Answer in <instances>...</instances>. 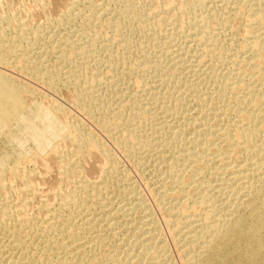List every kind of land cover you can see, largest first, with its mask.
Returning <instances> with one entry per match:
<instances>
[{"label":"bare ground","instance_id":"obj_1","mask_svg":"<svg viewBox=\"0 0 264 264\" xmlns=\"http://www.w3.org/2000/svg\"><path fill=\"white\" fill-rule=\"evenodd\" d=\"M120 1H121V6H122V4L126 5L125 3H129L128 1H125V0H120ZM74 2L72 1L71 3L74 4ZM196 2L197 1H193V4L194 3L195 4H197V3L201 4V1H199L197 3ZM246 2H247L246 6L249 7L248 13H250L249 17H250V21H251L250 23H248L249 24L248 25L249 29L247 28L248 31H246V34L244 32V34L246 36L245 35L243 36V34H242V36L246 37V39L245 40L243 39L244 40L243 43L239 42L240 44H242V46L240 47L241 49L239 47L237 48L236 46L238 44H236L235 48L238 49V52H236V54H234L235 52L234 53L232 52L233 54L231 56L230 54L227 53L228 56H230V59H229L230 61L228 60L229 61L228 65L229 64H231V65L229 67H226L225 74L223 73L224 75L221 74L223 76L222 79H224L225 75L229 76L228 81H226V83H227V86H229L230 89L232 90L231 94L233 96L231 97V100L225 102L221 106L219 104H216L217 103L216 100L224 95L223 91L221 92L222 94L221 93H218L215 95L213 94L214 96L209 97V95H212V91L214 89L212 91L210 89V91H211V93H210L209 91H207L209 89V87L208 88L206 87L207 88L206 89L205 87H202L201 85H199L200 87L206 89V91H207L206 93H208V94L210 93V94L209 95L206 94V96H201V95H203V93H201V92L202 91L205 92V90H203L199 87L202 90L199 95L201 96V98L203 97V99L200 98L199 100H197V102L195 101V103L193 101L194 105L192 104L193 106H195L194 108H197V110L194 109L195 111H193V109H192L193 112H191V111L189 112L190 109H186L189 107L188 106L186 108L184 107L185 110H183L184 109L183 108L180 111V108H177L175 106L176 104H178V107H179L178 102L181 101V100H179L174 105L175 109L176 110L179 109V111L178 110L177 111L180 113L183 110L184 113L182 112L183 113V114L181 113L182 115L178 114L175 117L172 116V117L176 118L178 121V122L175 121L176 124L173 125L175 127L174 129H176V130H174L176 134H174L173 138H176V140H178L177 141L178 146L176 149L173 148V150H170L171 149L170 146L172 145L170 142H172L173 140L171 138H168L164 134L168 139H170V140H167L168 144L169 143L171 144L170 146H168V145H166L167 142L160 138V136H161L160 134H163V133L159 132L160 134H157L159 129L162 130V128L164 126L163 123L166 120L165 119L164 121H162L163 119L161 118V122H163V123L159 125L160 128L159 127L157 128V126H155L156 125L155 123L160 120V119L158 120V118H160L161 115H163V114H161L162 112L160 113V115H156V116H158V118H157V120L156 119L153 120V121L156 120L155 123H152V124H155L154 125L155 127L152 125V127H153L152 130L154 129L153 133H156V134L152 135L153 133L151 134V132H150L151 128L149 130V132H150L149 137L152 135L150 137L151 139L153 138L152 140L150 138H149L150 140L149 139L147 140L148 137L146 139H143L142 134L139 133V132H141V129H143L144 124H145V122L143 123V121H141V119L143 118V116H145V118L147 117L146 114L148 112L150 113V111H148V110H150L151 108L147 107V101H145L146 103L142 102L143 98H141L142 99L141 100V99H139V97L137 95H136L137 96V98H136L132 94V97L130 96V99H129L130 101H129V100L124 98L126 95L124 96L123 94H118V91H116L115 89H111L109 91V93L113 94V96L115 97V100L118 101L115 104L116 107L112 109L113 105L110 104L112 106L111 107L109 105V103L104 102V106L101 105L102 108H101L100 115L98 114L99 117L98 118L95 117L96 116L94 114L95 110L93 108V107H97V105H95L96 104L95 101L96 102L99 101V103H100V99L102 98L101 96H104V93H103V95H101L102 94L101 90H105V93H106V90L110 86L106 85V89L104 87V89L99 90L101 92V94H99V92L96 89H98V88L100 89L101 87H103V85L101 87H100V85H98L101 82V80H103V79L101 78V80H100V78H98V75H97L96 70H95L96 68L95 69L90 68L88 65H89L90 61L92 62V60H93L92 63H94V61H95V63H98V64L101 62H104V63L108 64V69H109V67H113V66L117 67V64H119L120 62L123 63L122 59L124 58L123 55L125 53L123 55L121 53L124 50H127V49L129 50L128 47H130L129 46L130 41L127 40V38L129 36H127L126 32L120 31V29H122V28H125V30H126V28H127L126 25L129 24V23L124 24L125 19H127L125 17L126 15L123 16L125 18H119V20H118V18H116L117 21L114 18L115 21L113 20L114 21L113 23L112 22L109 23L108 21H110V20L107 19L108 21H106V22H108L109 24L106 25L104 32L100 31V29L98 31L91 29L89 23H87V24H89L90 30H88L86 28V27H88L87 24H86V26L83 25L86 28V30H88V31L84 30L83 27L78 28L77 30H74V32H71V30L70 31L68 30L67 35L62 36V40L60 42V45H59V42H57L59 45L58 46L59 50L57 49L58 47L56 46L57 47L56 49L58 51H60V49H61V53H59V55L56 58L58 59L59 62H61V63L63 62V66L59 67V68H57V66H56L55 69H54V67H51V69H53V70H47V69H49V67L46 70H44V68H43V71L40 69V66H39L40 61H38L39 63L36 64L39 68H37L36 65H35V69L29 68V66L27 64H29L28 63L29 58H32V57H30L31 54L29 55L25 52L22 53L23 52V51L21 52L22 49L21 50L18 49V46H20L19 44L21 43V42L19 43V41H22L21 39H24L23 38L24 36L21 35V33L19 34L17 32L19 31L20 28H23L25 26L22 25V27H20L17 30V32L14 31L17 34L12 35L11 34L12 32L9 33V27L7 28L6 25L9 22H11V24H14L17 20L13 21L14 22L13 23L11 21L12 20L11 18H10V20H8L7 18L5 19V16H4V18H0V64H3V65H11L12 64L14 66L19 67L20 69L28 68L29 69L28 72L31 75L35 76V79L40 80V82L45 83L50 89L52 88V90L55 89L54 86L57 85L58 83L59 84L63 83V84H65L64 86L70 85L72 87V91H73V92H70L73 94V104L75 106H77L81 111H83V113H85L88 117H91V118H93V120H96L95 122L99 126V128L102 130V132L108 134L112 138V140L114 142L113 144H115L117 147H119L120 150H122L127 156H129L131 158L136 153H138L139 150L145 151V152L147 151L146 152L147 155L154 157V161H156V164H157V162L160 163L161 169L160 170L158 169V170H159V174L162 177H160L158 175V176H156V179L154 181L155 185H156L155 189H157L155 191H156V193L158 192L157 204L158 205L163 204L162 207L167 205L166 208L168 209V214L170 216L168 215L169 217L167 216L168 218H166L165 221L168 222V224L170 223L172 225L173 228L171 227L172 228L171 232L179 233V235H180V236L179 235L178 236H179V240L181 242V243L180 242L179 243L181 246V255L180 256L182 259V264H264V0H246ZM136 3H138V2H136ZM243 3H244V1H243ZM118 4H120V3H118ZM118 4H116V5H118ZM201 5L196 6L194 8H190V6L188 5L189 9H191V11L189 9H187L189 11V16H188L189 22H192L195 20L194 19L195 12L198 10V8H200ZM71 6H69V8ZM141 7L142 6H140V8ZM235 7H236V5H235ZM247 7H245V8L247 9ZM71 8L73 9L74 6ZM130 8H131V6H130ZM238 8L243 9L241 7H238ZM118 9L119 8H117V10ZM200 9H202V8H200ZM117 10L115 12H117ZM147 10H149V9H147ZM235 10L237 11V9H235ZM128 11H126V12L128 13ZM72 12L68 11L67 13H64L61 17H59L58 19H51L50 18L49 21H46V23H44V31H45V29L48 30V28L49 29H52V28L56 29V28H60L61 26L63 27V25H65V20H67V17L72 18V16H73ZM144 12H146V9ZM144 12L142 9H136V11L131 12V15L128 16V18H129L128 20H130V24H131V21L139 20V18L144 17L147 19V22L145 24L141 23V25H143V26H142V28H140V30H143L145 33L143 35V39H145L147 37L146 38L147 40H151V39L154 40L158 37H161V35H159V34L164 33V32L159 33V31L156 29V26H155L156 24L154 25V23L148 21V18H149L148 14H145ZM234 12H232V13H234ZM238 12H240V11H238ZM121 13L123 14V11ZM86 14H89V13H86ZM144 14L147 16H145ZM184 14H186V13H184ZM154 15H156V14H154ZM213 15H216V14L214 13ZM69 16H71V17H69ZM113 16H116V15H113ZM150 16H152L151 13H150ZM199 16L200 15H198V17ZM169 17H170V15H169ZM169 17H167V18H169ZM171 17L169 19L173 18V17L172 18ZM229 17H231V16H229ZM74 18H75V16L72 19H74ZM78 18H80V17H78ZM186 18L187 17L184 16V20ZM215 18H216V16H215ZM217 18H220V17H217ZM248 18L245 17V19H248ZM158 19H157V21H158ZM221 19H223V18H221ZM83 20H84V18H83ZM237 20H238V18H237ZM69 21L71 23V20H69ZM168 21H170L169 26L173 25V23L175 22V21H173V23H172L171 20H168ZM168 21H165V22L168 23ZM197 21H200V19ZM189 22L187 24H185V26L188 24H191ZM102 23H103V21H102ZM159 23H160V25L163 24L164 19H161L159 21ZM170 23H172V24L170 25ZM180 23H182V22H180ZM198 23H200V22H198ZM15 24H14V26H15ZM94 24L95 23H93V25ZM135 24H137V23H135ZM182 24H184V23H182ZM201 24H202V22H201ZM217 24H219V22ZM244 24H246V23H244ZM79 25H80V23H79ZM129 25H127V26H129ZM131 25L129 27H131ZM178 25H181V24L178 23ZM178 25H176V26H178ZM220 25H221V23H220ZM222 25H223V23H222ZM225 25L226 24H224L223 26L225 27ZM228 25H226V27ZM100 26H102V25H100ZM161 26H160V29H161ZM164 26H168V24L166 25V23H165ZM181 27H184V26L181 25L180 28ZM224 27H222V28H224ZM187 28H188V26H187ZM193 28H195V27H193ZM193 28L191 27V29H193ZM23 29H25V28H23ZM40 29H42V26L40 27ZM114 30L124 33V35L122 33H120V36L122 34V38L126 37V39H123V41H122L123 43L121 42V45H118V43H117L118 41H116V43H117L116 46H120L121 49H119V47L118 48L113 47L114 46L113 44L115 42L113 41L114 43L111 44L112 42H110V41H112V39L110 38V36L107 35L110 33L109 31H114ZM201 30H202V28H201ZM21 31H22V33L24 32L23 30H20V32ZM135 31H137V30H135ZM200 31H199V33H200ZM146 32H148V33H146ZM205 32L206 31H204L203 33H205ZM40 33H41L40 30H37V31L33 32L34 37L33 36L32 37L35 38V40H37L40 38V36L42 34V33L41 34ZM131 33H129V34H131ZM207 33H209V32H206L205 34H207ZM24 34H26V33H24ZM44 34L45 33H43V36H44ZM185 34L187 35V33H185ZM134 35H136V34H133V36ZM207 35H205L203 37L200 35L201 36L200 39L199 40L197 39V40L200 43H205L207 41V38H204V37H208ZM164 36H165V34H164ZM198 36H199V34H198ZM209 36H210V34H209ZM30 37H31V35H30ZM48 37H49V34H48ZM130 37H131V35H130ZM114 38H116V37H114ZM116 39H118V38H116ZM212 39H214V38H212ZM39 40H41V39H39ZM158 40L160 42H162L161 41L162 39L161 40L158 39ZM190 40H192V39H190ZM214 40H216V39H214ZM238 40H240V39H238ZM232 42H233V40H232ZM138 43H139V45H137V48L139 50H141V48H142V47H140L141 43L139 41H138ZM153 43L151 45L154 46L155 43L154 44ZM164 43L166 44V42H164ZM210 43H212V41ZM210 43H208V45ZM226 43H227V41H226ZM62 44L65 46L64 49L65 50L67 49V51L64 53H63ZM134 44H136V43H134ZM159 44L161 47V43H159ZM22 45L23 44H21V46ZM28 46H30V45H28ZM149 46H150V44H149ZM232 46L233 45H231L230 47H232ZM131 47H133V46H131ZM230 47L227 46L228 49ZM25 48H27V47H25ZM144 48L145 49L142 48L143 51H149V52L152 51L153 52V50H154V49L149 50L151 48H148L146 50L147 46ZM157 48L158 47H155V49H157ZM131 49L133 50V48H131ZM163 49H164V47H163ZM211 49H213V48H211ZM219 49L221 50V48H219ZM225 49H226V47H225ZM231 49L232 48H230V50ZM234 49H232V50H234ZM132 50H131V52H132ZM178 50H180V51L179 52L177 51V55H175L177 63L175 61L174 62L172 61L173 63H175V64H173L174 67H172L174 69V71L175 70L180 71L181 68H179L178 64L183 63V60H182L183 59V57H182L183 51L181 49H178ZM120 51H122V52H120ZM158 51H159V49H158ZM208 51L204 52L205 54L202 55V58H199V59L197 58V65L200 63L202 64L204 62V60L206 61V63L212 62L211 65L215 63V62L213 63L212 53L210 55L208 53ZM20 52L22 54H20ZM141 52H142V50H141ZM141 52H140V54H141ZM215 52H217V51H215ZM219 52H221V51H219ZM224 52L222 51L221 55ZM227 52H229V51H227ZM103 53H105L106 55H104ZM136 53H137V51H136ZM189 53H191V52H189ZM213 53H214V51H213ZM140 54L139 55L137 54L140 57H137L136 59L134 58L135 61H134V59H132V61H134V63H132L131 59L128 60L125 57L128 62L131 61V64L129 65V67L127 65L123 64L124 66L128 67V68L125 67L127 69L126 74H129V75L133 74V73L136 74L135 69H139V68H135L136 66H139L140 68H142L141 69L142 71L149 69V67L151 66V65L149 66V62H148L149 61L148 59H150V57H148L149 53H148V55L142 54V57ZM154 54L156 55L157 52ZM103 55L106 56V58L104 57L105 59H103ZM131 55H133V54H131ZM219 55H220V53H219ZM219 55H217V56H219ZM128 56L130 57V55H128ZM203 56H204V59H203ZM214 56H216V55H214ZM158 57H159V55H158ZM221 57H223L222 63L225 64V62H227L228 58L224 57V55ZM160 58H161V60L163 59L162 57H160ZM160 58H159V60H160ZM219 58L218 59L215 58V60L216 59L219 60ZM225 58H227V59H225ZM126 59H125V61H126ZM152 59H153V57H152ZM155 59H158V58H155ZM54 60H56V59H54ZM152 61H154V64H155L156 60H152ZM169 61H170V59H169ZM52 62L53 61H51V63ZM128 62H124V63L127 64ZM159 62L157 60V63H159ZM32 63H34V62H32ZM55 63H53V64H55ZM42 64H41V67H42ZM101 64H103V63H101ZM154 64H152V65H154ZM205 64H203V65H205ZM223 64H221V65L223 66ZM47 65H46V67H47ZM57 65L59 66V63H57ZM160 65L163 66V64H160ZM52 66H55V65H52ZM97 66L98 65H96V67ZM121 66H122V64H121ZM168 66L171 67V65H168ZM209 66H210V64H209ZM209 66H208V68H210ZM63 67L66 68V70L64 72L61 71V68H63ZM97 69H98V67H97ZM113 69H115V68H113ZM156 69H161V68H156ZM173 69H172V71L169 69L170 74H171V72H173ZM122 70H123V68H122ZM164 70H166V69H164ZM119 71L121 72V70H119ZM28 72H25V73H28ZM164 72H162V75H159V76L163 77ZM203 72H204V70H203ZM87 74H89V75H87ZM116 75H117V73H116ZM116 75H115V77H116ZM171 75L174 76L173 73ZM176 75H178V73ZM191 75H193V74L191 73ZM216 75H215V77H216ZM218 75H220V73ZM121 76H123L124 80H125V78L129 79L128 76L127 77H125V75H121ZM164 76L166 77V75H164ZM117 77H119V76H117ZM117 77H116V79H117ZM139 77L140 78H137V80L139 79L137 82L142 84L141 87H145V88L148 87L150 89V87L148 85L150 82H148V84L146 82H145V84H143L145 79L143 80L141 75ZM174 77H176V76H174ZM210 77L208 74V78H206V80H205V81H207V83H208V79ZM230 77H231V79H230ZM123 78H122V80H123ZM130 78L132 79V77H130ZM212 78L214 79V77H212ZM218 78H219V76H218ZM168 79H167V82H168ZM173 79H175V78H173ZM222 79H220V80H222ZM82 80L87 81L88 87H86V88L82 87V85H81ZM104 80H105V78H104ZM135 80L136 79L134 77V81ZM157 80H158V78H157ZM161 80L162 81H160V82L164 81L163 78ZM107 81H108V79H107ZM107 81H106V83H107ZM165 81H166V79H165ZM183 81L184 80H182L181 82H183ZM117 82H118V80H117ZM155 82H156V80H155ZM158 82L159 81H157V83ZM170 82H171V80H170ZM222 83H220V84H222ZM140 84H138L137 86H139ZM162 84L166 85L165 83H162ZM178 84H181V83L178 82ZM212 84H214V83L212 82ZM114 85H115V83H114ZM150 85H153V84H150ZM170 85H169V87H170ZM172 85H174V84H172ZM188 85L189 86L193 85V82L191 84L188 83L187 85H185V87ZM194 85L192 88L195 89V91H196V88ZM160 86H162V85L160 84ZM177 86H179V85H177ZM196 86H197V84H196ZM214 86H215V84H214ZM214 86H212V88ZM167 88H168V84H167ZM192 88H190V89H192ZM163 89H165V88H163ZM218 89H221V88L219 87ZM166 90H168V89H165V91ZM25 91H28V88L25 87V85L22 82L16 80L15 77L12 78L10 75H8V74L6 75L0 69V97L2 96L5 99V101L10 100L11 102L14 101V103L15 102L18 103V102L23 100V99L21 100V97H22L21 95ZM183 91L186 92V89ZM199 91L200 90H198L196 93H199ZM152 92H154V91H152ZM169 92H170V89H169ZM169 92L166 94H169ZM187 92L189 93L190 91H187ZM187 92H186V94H187ZM191 92H192V90H191ZM213 92H216V91H213ZM229 92H231V91L229 90ZM109 93H108V95H109ZM170 93H172V92H170ZM72 94L71 95L69 94V95L72 96ZM147 94H145V95H147ZM158 94H159V92H158ZM181 94H183V93H181ZM153 95H150V96L153 97ZM207 95H208V97H207ZM113 96L111 97V99L113 98ZM155 96L157 97L158 95H155ZM155 96L153 97V100L151 99L152 102L148 101L150 104L154 103V102L156 103L159 99L164 97V96H162L160 98V96H159V99L154 101ZM184 96H185V94H184ZM192 96L193 95H191L190 100H194V99H192ZM229 96H231V95H228V97ZM148 97H149V95H148ZM181 97L179 95V98H181ZM193 97H195V95ZM205 97H207V99ZM225 97H227V96H225ZM126 98H127V96H126ZM186 98H188V97H186ZM222 98H221V100H222ZM102 100H103V98H102ZM148 100H150V99H148ZM165 100H168V96ZM209 100L212 102L209 103ZM175 101H177V99L174 100V103H175ZM183 101H186V99ZM183 101H181V102H183ZM168 102L171 103L173 101L171 100ZM92 103H95L94 104L95 106L93 105V107H91ZM113 103H114V101H113ZM157 103L159 104V102H157ZM183 104H185V103H183ZM164 105H167V104H164ZM98 106H100V105H98ZM170 106L171 105H169V108H170ZM149 107H151V106L149 105ZM167 107H168V105H167ZM190 108H192V107H190ZM95 109H100V108L98 107ZM154 110L155 109H153V111ZM162 110L164 111V107ZM166 110L168 111V109H166ZM62 111H63L62 103H59L58 101L57 102L54 101V104H51V107H49V110H48L51 120L56 123L57 121H56L54 116L57 115L58 113L60 114V112H62ZM171 111L169 112L170 115L173 114V113L171 114ZM152 112L150 114H152ZM155 113H156V111L154 112V115H152V116H155ZM157 113H158V111H157ZM156 116L153 118H156ZM162 117H164V116H162ZM165 117H167V116H165ZM174 118H172V119H174ZM180 119H181V121H180ZM147 120H149V119H147ZM151 121H152V119H151ZM166 121H168V120H166ZM147 122L150 123L149 121H147ZM66 123H67L66 125L68 126V130H69L68 134H70L69 140H72L75 144H77L81 148L89 147L92 150V152L98 153L99 157L103 158V159L100 158L101 161H103V163H101L102 167L100 168L101 172L99 171L100 173H102V174H99V175H101V177L98 175V177H100V179L96 178V180L97 179L99 180V181L97 180L96 182L94 180H93L94 182H92V180H91V182H89L88 180L87 181L85 180L82 183L80 181L81 184L76 182L75 185H77L76 186L78 188V189L76 188L77 190H75V188H74V191H72L70 193H64L63 195L60 196V198L58 197L60 200L56 201V202H59L58 206L55 203V205L57 206V209H55L56 211H55L53 217L50 218L51 216H49V218H47L48 220L49 219H51V220H49L47 222L44 221L45 226L42 229L38 228L37 231H33L31 229L33 231L31 233H33V234H34V232L37 233L35 235H33V234L30 235L29 233L26 234V232H24V228H25V226H27V225L24 226V223H27L28 220H27V222L26 221L24 222V221H21L20 218L18 219L16 217L18 219L17 220L14 217L16 213L15 214L10 213L12 210H10V211L8 210L9 206H4V205H8V204L2 205V202L0 201L1 202L0 203V234L2 235V237L0 239L1 240V242H0L1 243L0 253L3 255L2 262L5 264H164L165 258H166L165 254H164L165 245L161 244L162 243L161 241L163 239L161 240V238L159 237V234L157 233L158 232L157 223L155 222V220L152 217V214L150 212L151 210L149 211V210H146L145 208H143L144 203H142V201L144 202V199H142V201H141L140 197L136 196L137 193L133 192V188H132L133 186L130 187L128 185V186H122V188H120V187L118 188V185H120V184L118 183L119 181L117 179V174L115 172V171H117V170H115L117 167V163L115 162V159L109 150L110 148L109 149L106 148L99 139H95L91 133L86 131L87 129H85L84 126L80 124V122L77 121V122H66ZM167 124H169V123H167ZM61 125H62V123H61ZM67 126H66V128H67ZM145 126H148V124ZM166 127H169V126H166ZM145 128H147V127H145ZM172 129H173V127H172ZM119 131L120 132L123 131V132H121L120 136H119V134H120ZM170 131L172 132L171 129H170ZM112 132H114V133L118 132V135H117L118 137L116 136L117 133H115L116 137L114 135H111ZM165 132H167V131H165ZM173 133L174 132H172V134ZM179 134H181V135L179 136ZM140 135L142 136V138ZM145 135L147 136V134H145ZM164 139L166 140V138H164ZM179 142H180V144H179ZM167 146L170 148H168ZM174 146L176 147V145H174ZM115 151H116V149H115ZM150 151H152V154L149 153ZM100 155H102L103 157ZM118 163H120V162H118ZM61 164L63 167V172L65 173V175L68 178H70V176H72L71 174H73L75 172V168H74L75 165L74 164H78V163H76V162L71 163L70 160L68 161V159H66V161L61 162ZM139 166H140V164H139ZM78 167H80V166H78ZM61 172H62V170H61ZM156 172H158L157 168H156ZM17 173L14 172L15 175H17ZM80 177L81 176L79 175V179H80ZM71 178H73V177H71ZM81 178H83V176ZM85 178L86 177H84V179ZM119 178L121 179V180L119 179L121 182H123L124 180L127 179V177H124V176H123V178L122 177H119ZM67 181H68V179H67ZM151 182H152V180H151ZM126 184H128V183H126ZM72 185L73 184L71 183V186ZM78 185H79V187H78ZM112 188H114L113 191L118 188V190H116L117 191L116 193L119 192V194L121 195V196H119L117 194L119 196V198L121 197L122 203L118 204L116 206H114V205L109 206L108 205L106 208L105 202L103 201L104 199L102 200V198H103L102 193H106V191L110 190V194H111V192L113 193V191L111 190ZM26 190L31 191L29 185H26ZM66 191H69V189ZM57 194H56V196H57ZM110 194L109 195L107 194L108 195L107 197H109ZM93 197L95 199L90 200ZM100 198H101V201H99ZM110 198L111 197L108 198L109 201H110ZM4 199L1 198V200H4ZM108 199H107V201H108ZM102 201L104 202V204L102 203ZM91 202L97 206L98 212L101 211V212H99V213L97 212V213L104 216V217L101 216L103 218L100 220L103 223L101 226H97L98 224L93 223V221H91V220L87 219L88 221H86V217L82 216V215H85V210L86 211L88 210L89 203L91 204ZM19 205H21V204H19ZM13 206L15 207V205H13ZM96 206H94V207L96 208ZM16 208L17 207H15L14 209L17 211H18V209H20V207L18 209H16ZM138 208H139L138 215H137V213L134 214V215H137V220L134 221L133 218L131 217L132 212H130V211L136 210ZM89 209H90V207H89ZM199 209H200V212L198 211ZM90 212H88V213H90ZM25 213H26V211L24 213H22L21 216L23 217L24 216L23 214H25ZM88 213H87V215H89ZM17 214L20 215V212H18ZM17 214H16V216H18ZM62 215H64V216L66 215L65 217H67V218H63ZM77 216L80 219H78ZM27 217H29V216L27 215ZM76 217L81 222L76 223L75 222ZM91 219H92V217H91ZM37 222H40V220L39 221L37 220ZM29 223L32 224L31 221H29ZM36 224H34V225H36ZM38 225L40 226V224H37L36 226H38ZM41 225H42V223H41ZM26 229L27 228H25V231H26ZM173 229H174V231H173ZM34 230H36V229H34ZM104 232L106 234H111V235L114 234L120 240L119 244H117V245L113 244L115 248L113 247L114 249L112 250V252H113L112 254H111V252H109L110 254L106 253V252H104L105 254L104 253L99 254V251L96 247V245H97L96 242H99V241L101 242V237L104 236V234H105ZM124 233H125V235L122 237L121 234H124ZM126 233H128V234H126ZM111 243H112V241H111ZM98 246L100 247L99 244H98ZM2 255H1V257H2ZM1 257H0V259H2Z\"/></svg>","mask_w":264,"mask_h":264},{"label":"rangeland","instance_id":"obj_2","mask_svg":"<svg viewBox=\"0 0 264 264\" xmlns=\"http://www.w3.org/2000/svg\"><path fill=\"white\" fill-rule=\"evenodd\" d=\"M72 1L73 2L75 1L74 2L75 5L73 3H71ZM125 1H128L129 3H125L126 5L122 4V6H121L120 0H0V18H4V16H5V19L7 18L8 20H10V18H11L12 22L17 20L15 22L17 25L13 22L15 24V26H14V24H11V22H9L6 25L7 28L9 27V33L12 32L11 33L12 35L17 34V33H19V34L21 33V35L24 36L23 37L24 39H21L22 41H19V43L20 42L21 43L19 44L20 46H18V49L19 50L22 49L21 50V52L23 51L22 53L25 52L29 55L31 54L30 57H32V58H29V62H28L29 64H27L29 66V68L35 69V65L39 63L38 61H40L39 66H40V69L43 71V68H44V70H46L49 67V69H47V70H53V69H51V67H54V69H55L56 66H57V68L63 66V62L62 63L59 62L56 57L59 55V53H61V49H60V51H58L59 50L58 46L60 45V42L62 40V36L67 35L68 30L69 31L71 30V32H74V30H77L78 28H82V27L84 28V30H86V28L88 30H90V27H91V29H93V30L98 31L100 29V31L104 32L106 25H108L110 22L113 23L115 21L114 18L115 19L118 18V20H119V18H125L126 17L127 19H125V22L126 21L127 22L126 23L124 22V24H127V23L130 24V20H128L129 19L128 16L131 15V12L136 11V9H142L144 12L146 9V12H144V13L148 14V17H149L148 21L154 23V25L156 24L155 26H156V29L159 31V33L160 32H164V33H160L159 35H161V37H158L154 40H152V39L147 40L146 39L147 37L146 38L144 37L146 39L145 40V39H143V35L145 33L143 30H140V28H142V26H143V25H141V23L145 24L147 22V19L143 17V18H139V20H133L134 22L131 21L132 25L130 24L131 27H129L130 25L127 24L129 26L126 25V27H127L126 30H125V28H122L123 30L120 29V31L126 32L127 36H129L127 38V40L130 41V44H129L130 47H128L129 50L127 49L128 51L124 50L125 52L124 51L123 52L120 51V52H122L121 53L122 55L125 53L123 55V57L124 58L126 57L128 60L131 59V61L134 58L136 59L137 57H140L138 55L140 54L141 50H142V52L140 54L141 57H142V54L148 55V53H149L148 57H150V59H148L149 60L148 62H149V66L151 65L149 67L150 70L147 69L145 71H142L141 70L142 68H140L139 66H136L135 68H139V69H135L136 74H134V73L130 74V75L126 74L127 69L125 67H127V66L129 67V65L131 64V61H129L130 62L129 63L126 58H125L126 61L123 58L122 59L123 63L120 62L122 64V66L119 63L120 65L117 64V67L113 66V67H109V69H108L107 63L101 62L103 64L99 63L100 64L99 65L98 63H95V61H94V63L96 65H98L97 66L98 69H97L96 65L94 63H92L93 60H92V62L90 61L88 66L90 68H93V69L96 68L95 70H96V73L98 75V78H100V80H101V78L103 79L98 84V85H100V87L103 85V87H101L100 89L97 87L98 89H96V90L99 92V94H101V92H102L101 95H103V93H104V96H101L103 98V100L101 98L100 103H99V101H97V102L95 101L96 104L92 103L91 107H93L94 104L97 105V107H93L95 110V112H94V114L96 115L95 117H97V118L99 117L100 112H101V108H102L101 105L104 106V102L109 103V105L110 104L113 105V107L110 105L112 107V109L115 108L116 107L115 104L118 101L115 100V97L113 96V94L109 93V91L111 89H115L116 91H118V94H123L124 96L126 95L127 98H126V96L124 98L127 100L130 99V96L132 97V94L136 98H137V96L139 97V99L143 98L142 102L146 103L145 101H147V107L151 108L148 111H150V113H151L153 111V109H155V110L152 112V114H150L148 112L146 114V116H147L146 118H145V116H143V118H142L143 120L141 119V121H143V123L145 122V124H144L143 129H141V132H139V133L142 134L143 139H146L148 137L147 138V140H148L152 135L156 134V133H153L154 129L152 130V128H153L152 125L154 126L156 124L155 126H157V128L158 127L160 128L159 125L163 123V122H161V118L163 119L162 121H164L166 119L169 122L165 120L163 123L164 126H163L162 130L159 129L160 131L158 130L157 134H160L159 132L163 133V134H160L161 136L159 135L160 138L167 142L166 145L170 146L172 144L170 146L171 147L170 150H173V148L176 149L178 146V143H177L178 140H176V138H173L174 134H176L174 131L176 129H174L175 127L173 125H175L176 122H178L177 119L174 118L175 116H177L178 114L182 115L184 113L183 110H185V108L188 106L189 107L186 109H190L189 112L190 111L193 112V111L197 110V108H194L195 106H193L195 101L197 102V100H199L201 98V96H206V94H208V93H206L207 91H209L211 93V91L213 89H214L213 91H216V92L212 91V95H209L210 94L209 93L208 94L209 97H212L215 94L221 93L222 91L224 92L223 93L224 95L216 100L217 103L213 100L216 104H219L222 106L225 102L231 100V97L233 96L231 94L232 90L230 89L229 86H227V83H226V81H228L229 76L225 75L226 78L224 77V79H222V77H223L222 75L225 74L226 67H229L231 65V64L228 65V63L230 61L229 60L230 56H228V54H230L231 56L234 52H235L234 54H236V52H238V49L235 48L236 44H238L236 47L240 48L242 46V44H240V43H243V41L246 39V37H243V36L246 34V31H248V29H249L248 23L251 22L250 17H249L250 13H248L249 7L246 6V3H247L246 0H240V1L239 0H221V1L220 0H134V1L133 0H125ZM193 1H197V2L201 1L202 5L200 3L198 4L197 2L196 3L198 5L195 3L193 4ZM243 1H244V3H243ZM136 2H138V3H136ZM118 3H120V4H118ZM116 4H118V5H116ZM188 5L190 6V8H194V7L199 6V5L202 6V7L200 6V8H202V9L198 8V10L195 12L194 19L196 21L194 20L192 22H189V20H188L189 11L187 10V9H189ZM235 5H236V7H235ZM69 6H71V7L74 6V8H73L74 10L71 7L69 8ZM130 6H131V8H130ZM140 6H142V7L140 8ZM116 7L119 9L117 10ZM238 7H241L243 9H240ZM245 7H247V9ZM147 9H149V10H147ZM235 9H237V11ZM116 10H117V12H115ZM128 10L129 11L131 10V11L129 12ZM189 10L191 11V9H189ZM68 11H70V12L73 11L72 12V14H73L72 18L75 16V18H74L75 20L67 17V20L68 19L71 20V23L69 20L68 21L65 20V25H63V27L61 26L60 28H56V29L55 28H52V29L48 28V30L45 29V31H44V23H46V21H49L50 18L51 19H58L64 13H67ZM122 11H123V14L121 13ZM126 11H128V13ZM238 11H240L241 13ZM232 12H234V13H232ZM86 13H89V14H86ZM150 13L152 14V16H150ZM184 13H186V14H184ZM214 13L216 15H213ZM112 14L116 15L117 17L113 16ZM154 14H156L157 16ZM169 15H170V17L172 16L173 18L171 17L172 19H169L170 18ZM198 15H200V16L198 17ZM123 16H125V17H123ZM145 16H147V15H145ZM184 16L187 17L185 20H184ZM215 16H216V18H215ZM229 16H231V17H229ZM69 17H71V16H69ZM78 17H80V18H78ZM167 17H169V18H167ZM217 17H220V18H217ZM245 17L246 18L249 17V18L245 19ZM83 18H84V20H83ZM160 18L164 19V23L161 24L162 26L159 23V21L161 20ZM198 18L200 19V21H197V20H199ZM221 18H223V19H221ZM237 18H238V20H237ZM107 19L110 21H108ZM157 19H158V21H157ZM168 20H171L172 23H173V21H175L174 22L175 24L173 23V25H171L172 23H170L171 26H169L170 21H168ZM102 21H103V23H102ZM106 21H108L109 23ZM116 21H117V19H116ZM165 21H168V23ZM78 22L80 23V25ZM180 22H182L184 24H182ZM188 22L191 24H188L185 26V24H187ZM198 22H200V23H198ZM201 22L203 25L201 24ZM218 22H219V24H217ZM243 22L246 24H244ZM87 23L90 24V27H89V24H87ZM93 23H95V24L93 25ZM135 23H137V24H135ZM165 23H166V25L168 24V26H164ZM178 23L184 27L180 28L181 25H178ZM220 23H221V25H220ZM222 23H223V25L226 24L228 26L226 27V25H225V27H224L222 25ZM86 24L88 27L85 28L84 26H86ZM22 25L25 26V27H23L25 29L20 28V27H22ZM100 25H102V26H100ZM176 25H178V26H176ZM41 26H42V29H40ZM160 26H161L162 30L160 29ZM187 26H188V28H187ZM191 27L192 28L195 27V28H193L194 30L191 29ZM222 27H224V28H222ZM201 28H202V30H201ZM18 29H19V31L17 32ZM20 30H23L24 32L22 33V31L20 32ZM37 30H40V32L42 33V34L40 33L41 36L39 38L41 40H39V39L35 40V38H33L34 37L33 32H35ZM88 30H86V31H88ZM135 30H137V31H135ZM14 31H16L17 33ZM114 31H109L110 33L107 35L110 36V38L112 39V41H110V42H112L111 44H113L115 42L113 44L114 45L113 47H115V48L119 47V49H121L120 46H116V44L118 43V45H121V42L123 41V39H126V37L122 38V34L124 35V33L120 32V31H115V32ZM199 31H200V33H199ZM204 31L209 32V33H207L208 35L205 34L206 32L203 33ZM244 32H245V34H244ZM24 33H26V34H24ZM43 33H45L44 36H43ZM120 33H122L121 36H120ZM129 33H131V34H129ZM146 33H148V32H146ZM185 33H187V35ZM48 34H49V37H48ZM133 34H136V35L133 36ZM164 34L166 37L164 36ZM198 34H199V36H198ZM209 34H210V36H209ZM242 34H243V36H242ZM30 35H31V37H30ZM130 35H131V37H130ZM200 35L202 37L207 35L208 37H204V38H207L208 42L206 41L205 43H200L198 41L201 37ZM114 37H116L118 39H116ZM212 38H214L216 40H214ZM158 39H160V40L162 39L161 40L162 42H160ZM190 39H192V40H190ZM238 39H240V40H238ZM232 40H233V42H232ZM116 41H118V42L116 43ZM138 41L140 43L143 41L141 43L140 47L145 49L144 47L147 46L146 50L148 48H151L149 50L154 49L153 52L154 53L157 52V54L155 55L152 51L151 52L143 51L142 48H141V50H139L137 48V45H139ZM211 41H212V43H210ZM226 41H227V43H226ZM57 42H59V45ZM164 42H166V44ZM134 43H136V44H134ZM152 43L154 44V46L151 45ZM159 43H161V47H160ZM208 43H210V44L208 45ZM21 44H23L24 46L23 45L21 46ZM149 44H150V46H149ZM230 44L233 45L234 47L233 46L230 47L231 46ZM28 45H30V46H28ZM62 46H63L62 48H63V53H64L67 51V49L66 50L64 49L65 46L63 44H62ZM131 46H133V47H131ZM227 46L232 48V49H234V48L235 49L234 50L231 49L232 50L231 51L230 48L229 49L227 48ZM25 47H27V48H25ZM155 47H158V48L155 49ZM163 47H164V49H163ZM225 47H226V49H225ZM131 48H133V50ZM211 48H213V49H211ZM219 48H221V50ZM158 49H159V51H158ZM178 49H181L183 51V54H182L183 63L178 64L179 68H181L180 71L179 70L174 71V69L172 67H174L173 64H175L173 62L174 61L176 62V58H175L176 56L175 55H177V51L178 52L180 51ZM131 50H132V52H131ZM136 51H137V53H136ZM207 51L210 55L212 53L213 63L214 62L215 63L217 62V63L212 64L213 65L212 66L211 65L212 62H207L208 63L207 64L206 61L204 60V62L202 64L200 63L197 65V58L198 59L202 58V55L205 54L204 52H207ZM213 51H214V53H213ZM215 51H217V52H215ZM219 51H221V52L225 51V52L222 53V55H221V52H219ZM227 51H229V52H227ZM21 52H20V54H22ZM189 52H191V53H189ZM219 53H220V55H219ZM103 54L106 55L105 53H103ZM131 54H133V55H131ZM104 55H103V59L106 58V56H104ZM128 55H130V57ZM158 55H159V57H158ZM214 55H216V56L219 55V56L216 57ZM223 55H224V57L228 58V59L225 58V59H227V62H225V64L222 63L223 57H221V56H223ZM152 57H153V59H152ZM160 57H162L163 59L161 60ZM155 58H158V59H155ZM159 58L161 61L159 60ZM215 58H217V59L219 58V60L216 59L217 60L216 61ZM54 59H56V60H54ZM135 59H134V61H135ZM169 59H170V61H169ZM203 59H204V56H203ZM152 60H156L155 64H154V61H152ZM157 60H158V62L160 61L159 63L163 64V66H161L159 63H157ZM51 61H53V62L51 63ZM54 61L55 62L57 61V62L55 63ZM134 61H132V63H134ZM32 62H34V63H32ZM124 62H128V63L125 64ZM53 63H55V64H53ZM57 63H59V66L57 65ZM41 64H42V67H41ZM123 64L127 65V66H124ZM152 64H154V65H152ZM203 64H205V65H203ZM209 64H210V66H209ZM221 64H223V66ZM46 65H47V67H46ZM52 65H55V66H52ZM168 65H171V67ZM208 66L210 68H208ZM119 67L120 68L122 67L123 70H122V68L120 69ZM37 68H39V67L37 66ZM113 68H115L116 70ZM156 68H161V69H156ZM171 68L173 69V72H171V74L173 73V75L176 76L177 78L172 76L169 73L170 70L172 71ZM211 68L212 69L214 68V69L212 70ZM0 69L6 75L7 74L10 75L12 78L15 77L16 80L22 82L25 85V87L28 88V91L23 92L21 95L22 96L21 100L22 99L23 100L18 102V103L17 102L14 103V101L11 102L10 100L9 101L6 100L8 102L7 103L2 96L0 97V195H1L0 201L2 202V205L8 204V205H4V206H9L10 209L7 207L8 210L9 211L12 210L10 213H12V214L16 213L17 214L18 212H20V215L17 214L18 216H16V214H15V216H14L15 218L16 217L18 219L20 218V220L24 221V222L25 221L27 222V220H28L27 223H24V226L25 225L28 226V227L25 226V228H27L28 230L26 229V231H25V228H24V232H26V234L29 233L30 235H32L33 233H31V232L37 231L38 228L42 229L45 226V222L51 220V219L48 220L47 218H49V216H51L50 218L53 217V215L56 211L55 209H57V206L59 204V202H56V201L60 200L59 199L60 196L63 195L64 193H70V192L74 191V188H75V190L78 189L76 187L77 185H75L76 182L80 183V181H81V183H82L85 180L86 181L88 180L89 182H91V180H92V182H94V181L96 182L98 180V179L96 180V178L100 179V177H101V175H99V174H102V173H100L101 172L100 168L102 167L101 163H103V161H101V159H103V158L99 157L98 153L92 152V150L89 147L81 148L77 144H75L72 140H69L70 134H68L69 130H68V126L66 125L67 124L66 122H77L78 121V122H80L81 125L84 126L85 129H87L86 131H88L89 133H91L93 135V137L95 139H99L106 148H108V149L110 148L109 150H110L111 154L113 155L115 162L117 163V167L115 170H117L118 172L117 171H115V172L117 174V179L119 181L118 183L120 184V185L117 184L118 188L119 187L122 188V186H128V185L130 187L133 186L132 187L133 192L137 193L136 196L140 197L141 201H142V199H144V202L142 201V203H144L143 208H145L146 210H149V211L151 210L150 212L152 214V217L155 220V222L157 223V230H158L157 233L159 234V237L161 238V240L163 239L161 241L162 243L161 242L160 243L162 245L163 244L165 245V247L163 246L164 247V254L166 256L164 264H171V263L172 264H182V259L180 256L181 255V246H180L181 242L179 240L180 235H179V233L171 232L172 228H173L172 225L170 223L168 224V222L165 221V219L170 216L168 214V209L166 208L167 205L162 207L163 204L162 205L157 204L158 192L156 193V191H155L157 189H155L156 185H155L154 181L156 179V176L159 175L160 177H162L159 174V170L161 169L160 163L157 162V164H158L157 165L156 161H154V157L147 155V153H146L147 151L145 152V151L139 150V152L136 153L131 158V157L127 156L122 150H120L119 147H117L115 144H113L114 142H113L112 138L108 134L102 132V130L96 124V122H95L96 120H93V118L88 117L85 113H83V111H81L77 106H75L73 104V94L70 93L73 91H72V87L70 85L64 86L65 84H63V83L59 84L58 83L57 85L54 86L55 89L52 90V88L50 89L45 83L40 82V80L35 79V76L31 75L28 72L29 71L28 68L20 69L19 67L14 66L12 64L11 65L0 64ZM164 69H166V70H164ZM65 70H66L65 67L61 68L62 72H64ZM119 70H121V72ZM203 70H204V72H203ZM25 72H28V73H25ZM162 72H164L163 77L159 76V75H162ZM174 72L175 73L177 72L178 75H176L177 73L175 74ZM116 73H117V75H116ZM191 73L193 75H191ZM219 73H220V75L221 74L222 75L221 76L218 75ZM208 74H209V77L210 76L211 77L208 79V83H207V81H205V80H206V78H208ZM87 75H89V74H87ZM115 75H116V77L117 76H119V77H117V79H116ZM121 75H125V77H127L129 75L128 76L129 79L125 78V80H124L123 76H121ZM140 75L142 76L143 80L144 79L146 80V81L144 80L143 84H145V82L147 84H148V82H150L148 84L150 89L148 87H146V88L141 87L142 84L137 82L139 80V79L137 80V78H140L139 77ZM164 75H166L167 78ZM215 75H216V77H215ZM218 76H219V78H218ZM130 77H132L133 80ZM134 77L136 79L135 80L136 82L134 81ZM212 77H214V79ZM104 78L106 81L108 79L107 83L104 80ZM122 78H123V80H122ZM157 78H158V80H157ZM162 78L164 81L166 79V81L160 82V81H162L161 80ZM168 78L169 79L171 78L170 79L171 82ZM173 78H175V79H173ZM167 79H168V82H167ZM220 79H222L223 81ZM230 79H231V77H230ZM117 80H118V82H117ZM155 80H156V82H155ZM182 80H184V81L181 82ZM157 81H159V82L157 83ZM82 82H81V85L83 88L88 87L86 80H84V81L82 80ZM178 82L181 84H178ZM190 82L191 83L193 82V85L195 84L194 86L196 88V91H195V89L192 88L193 85H190L191 87L189 85L185 87V85H187L188 83L191 84ZM212 82L215 84V86H214V84H212ZM114 83H115V85H114ZM137 83L140 85L137 86L138 85ZM162 83H165L166 85H164ZM171 83L174 85H172ZM220 83H222L223 85ZM150 84H153L155 87L153 85H150ZM160 84L162 86H160ZM167 84H168V88H167ZM196 84H197V86H196ZM106 85L110 86L111 88L108 87V89L106 90V93H105V90H101V89H104V87L106 89ZM169 85L171 88L169 87ZM177 85H179L180 87ZM199 85H201L202 87H205V88L209 87V89L206 91L207 88L206 89L202 88ZM212 86H214V87L212 88ZM199 87L201 89L205 90V92L202 91ZM219 87L221 89H218ZM163 88L168 89V90H166L167 92ZM190 88H192V89H190ZM169 89H170V92H172V93L169 92ZM185 89H186V92L187 91H190V92L189 93L187 92V94H186V92L183 91ZM210 89H211V91H210ZM99 90H101V92ZM191 90L194 94L191 92ZM198 90H200L199 93H196ZM229 90L231 92H229ZM152 91H154V92H152ZM158 92H159V94H158ZM165 92L166 93L169 92V94H166ZM200 92L203 93V95L200 96L199 95ZM108 93H109V95H108ZM181 93H183V94H181ZM69 94L70 95L72 94V96H70ZM145 94H147V95H145ZM184 94H185V96H184ZM148 95H149V97H148ZM150 95H153V97L155 95H158L157 97L155 96L154 101L158 100L160 95H161L160 98L162 96H164V97L159 99L160 101L159 100L157 101V102H159V104L156 102L158 105L155 102L151 103L152 104L151 105L149 102H152L153 97ZM179 95H180V97L182 96L181 97L182 99L179 98ZM191 95H193V96L195 95L196 98L192 96V99H194V100H190ZM208 95H207V97H208ZM228 95H231V96L228 97ZM112 96H113V98L111 99ZM167 96H168V100H165L167 98ZM225 96H227V97H225ZM186 97H188V98H186ZM207 97H205V98L207 99ZM221 98H222V100H221ZM148 99H150V100L152 99V100L150 101ZM175 99H177V101H175V103H174ZM185 99H186V101H183ZM201 99H203V97ZM171 100L173 102H171V103L168 102ZM179 100H181L183 102H181ZM54 101H56V102L58 101L59 103H62V105H63V111L60 112V114L58 113L57 115L54 116L56 121H57L56 123L51 120L50 114L48 112L49 107H51V104H54ZM113 101H114V103H113ZM193 101H194V103H193ZM177 102L179 103V107H178V104H176ZM210 102H212V101L209 100V103ZM183 103H185V104H183ZM164 104H167L168 107H167V105H164ZM98 105H100V106H98ZM149 105L151 107H149ZM169 105H171L172 107L170 106V108H169ZM174 105L177 108H180V111H181V109H183L185 107L182 110L183 113L181 112L182 113L181 114L180 112H178L179 109H177L178 110L177 111L175 109ZM98 107L100 109H95ZM163 107H164V111L162 110ZM190 107H192V108H190ZM166 109H168V111ZM192 109H193V111H192ZM169 110L170 111L172 110L171 111V114L173 113L172 115H170ZM155 111H156V113H157V111L159 113V114L155 113V116L160 115L161 112H162L161 114H163V115H161L160 118H158V116H156V118H153L155 116H152V115H154ZM162 116H164V117L167 116V117L164 118ZM172 116H174V117H172ZM157 118H158V120L159 119L160 120L156 122ZM172 118H174V119H172ZM147 119H149V120H147ZM151 119H152V121L154 119H156V120L152 122ZM147 121H149L150 123H148ZM180 121H181V119H180ZM61 123H62V125H61ZM152 123H155V124H152ZM167 123H169L170 125ZM147 124H148V126L150 125L151 127L145 126ZM165 125L169 126V127H166ZM66 126H67V128H66ZM171 126L173 127V129ZM145 127H147V128H145ZM150 128H151V130H150ZM170 129L172 130V132H174L173 134L170 131ZM149 130H150L151 134L153 133L150 137H149V135H150ZM165 131H167V132H165ZM121 132H123V131H121ZM121 132H120L119 136L121 135ZM115 133H117L116 134V136H117L118 132H115ZM115 133L112 132L111 135L115 136ZM145 134H147V136ZM164 134L168 138H171L173 140L172 142H170L171 144L170 143L168 144L167 140H170V139H168ZM180 135L181 134H179V136ZM142 136H141V138H142ZM164 138H166V140ZM173 144L176 145V147ZM179 144H180V142H179ZM170 147H168V148H170ZM115 149H116V151H115ZM149 153L152 154V151H150ZM100 156H102V155H100ZM66 159H68V161L70 160L71 163L72 162L78 163V164H74L75 165L74 166L75 172L73 174H71L72 176H70V178H68L65 175V173L63 172V167L61 164V162L66 161ZM118 162H120V163H118ZM139 164H140V166H139ZM78 166H80V167H78ZM156 168H157L158 172H156ZM60 169L62 170V172ZM14 172H16V173L18 172L17 175H15ZM79 175L81 177L83 176V178L80 177L81 180L79 179ZM98 175L100 177H98ZM123 176L127 177V179L124 180L123 182H121L120 181L121 179L119 177L123 178ZM71 177H73V178H71ZM84 177H86V178L84 179ZM67 179H68V181H67ZM151 180H152V182H151ZM71 183L73 184L72 186H71ZM126 183H128V184H126ZM26 185H29L31 191L26 190ZM79 185H78V187H79ZM114 188H112L111 190L113 191ZM118 188L116 190H118ZM68 189H69V191H66ZM116 190H114L113 193L111 192V194H110V190L106 191V193H102L103 198L102 197L101 198H102V200L104 199L103 201L105 202L106 208L108 205L109 206H112V205L116 206V205L122 203L121 197L119 198V196H121V195L119 194V192L116 193L117 192ZM56 194H57V196H56ZM107 194L108 195L110 194V196H109V197H111L110 201L108 199L109 197H107L108 196ZM1 198L2 199L5 198V199L1 200ZM101 198L99 199V201H101ZM94 199L95 198L93 197L90 200H94ZM107 199L109 202L107 201ZM103 201H102V203L104 204ZM55 203L57 206L55 205ZM19 204H21V205H19ZM92 204H93L92 202H91V204L89 203L90 209L88 207V210L87 211L85 210V215H82V216L86 217V221L91 220V221H93V223H97L98 224L97 226H101L103 223L100 220L103 219L102 217H104V216L98 214L101 211L98 212L97 206L94 204L92 205ZM13 205H15V207H17L16 209H18L19 207H20V209H18V211L15 210L14 209L15 207ZM94 206H96L97 209ZM89 210L90 211L92 210V211L90 212ZM138 210H139V208L136 210H131V211L129 210L130 212H132L131 217L133 218L134 221L137 220V215L139 213ZM25 211H26V213L23 214L24 216L22 217L21 215ZM198 211L200 212V209ZM88 212H90V213H88ZM87 213L89 215H87ZM136 213H137V215H134ZM27 215L29 217H27ZM62 216H63V218H67V217H65L66 215L65 216L62 215ZM77 217H76L77 221L75 220V222L76 223L81 222L80 220H78L80 218L78 217V219H77ZM91 217H92V219H91ZM36 219L38 221L40 220V222H37ZM29 221H31L32 224H30ZM33 223L34 224H36V223L40 224V226L39 225L36 226L37 224L34 225ZM41 223H42V225L43 224L44 225L42 226ZM34 229H36V230H34ZM173 231H174V229H173ZM35 234H37V233L34 232L33 235H35ZM126 234H128V233H126ZM124 235H125V233L121 234L122 237ZM1 237H2V235L0 234V239H1ZM111 241H112V243H111ZM0 242H1V240H0ZM99 242H96V244H97L96 247L99 251V254L100 253L102 254L104 252H106V253L111 252V254H112L113 253L112 250L115 248L113 244H115V245L119 244L120 240L114 234L111 235V234L105 233L104 236L101 237V242H100L101 244ZM98 244L100 245V247L98 246ZM0 245H1V243H0ZM1 255L2 254L0 253V257H1ZM1 258L2 259H0V264H5L2 262L3 255Z\"/></svg>","mask_w":264,"mask_h":264}]
</instances>
